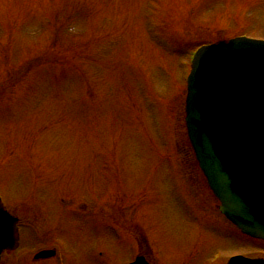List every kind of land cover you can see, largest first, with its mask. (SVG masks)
I'll list each match as a JSON object with an SVG mask.
<instances>
[{"label": "rangeland", "instance_id": "obj_1", "mask_svg": "<svg viewBox=\"0 0 264 264\" xmlns=\"http://www.w3.org/2000/svg\"><path fill=\"white\" fill-rule=\"evenodd\" d=\"M263 28L264 0H0V194L27 225L17 264L51 244L130 261V236L77 234L91 223L71 210L96 209L94 192H107L115 223L144 231L157 264L198 246L195 264L218 251L226 262L261 258L264 244L214 210L179 63L200 44L264 37Z\"/></svg>", "mask_w": 264, "mask_h": 264}, {"label": "water", "instance_id": "obj_2", "mask_svg": "<svg viewBox=\"0 0 264 264\" xmlns=\"http://www.w3.org/2000/svg\"><path fill=\"white\" fill-rule=\"evenodd\" d=\"M189 84V137L221 211L264 239V42L201 50ZM14 224L0 207V253L17 245Z\"/></svg>", "mask_w": 264, "mask_h": 264}, {"label": "flooded vegetation", "instance_id": "obj_3", "mask_svg": "<svg viewBox=\"0 0 264 264\" xmlns=\"http://www.w3.org/2000/svg\"><path fill=\"white\" fill-rule=\"evenodd\" d=\"M118 226L123 228L122 232H124V233L128 232V229L124 225H118ZM108 227H111V226H108ZM96 231H99L100 233L108 235V238L111 240V242H110L111 244H112V241L117 243L118 239H116V238L113 239V234H112L113 229L112 228L106 229V230H99V229L98 230H90L89 232H85L84 234H81L78 231L77 234H79L82 238H84L89 234H92L94 236L96 234ZM47 235H48V233L46 232V228H44V242L47 239ZM198 235L199 234H196V237H198ZM119 236H121V239H122L123 237L125 238L126 235L121 233V234H119ZM141 238H143V236H141ZM141 238H140V241L138 240L139 246L137 249V256L133 257V259L138 258V257H143L149 262V264H157V258L152 257V255L150 256V254H146V252L144 251ZM52 249H54L55 254L53 256L52 255H44V264H115L104 253L103 249H101L99 247H97L96 252H92L93 259L89 258L90 255L89 256L68 255L66 252H64L62 247L58 244L44 245V252L52 250ZM200 251H201L200 247L198 246L197 248L189 250L186 255H182L181 253H177L176 254L177 264H195L193 258L197 257L199 255ZM13 254H15V252L5 253L0 259V264H17V261L15 260V256L12 257ZM11 257H12V259H11ZM9 259H11L10 260L11 262H9ZM131 260H132V258H131ZM20 263H22V261ZM119 264H125V263H119Z\"/></svg>", "mask_w": 264, "mask_h": 264}]
</instances>
